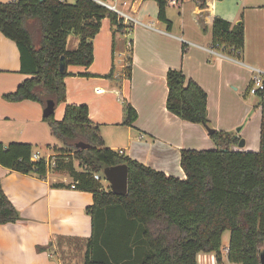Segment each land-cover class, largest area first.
<instances>
[{"label":"trees","instance_id":"trees-1","mask_svg":"<svg viewBox=\"0 0 264 264\" xmlns=\"http://www.w3.org/2000/svg\"><path fill=\"white\" fill-rule=\"evenodd\" d=\"M133 1V0H129ZM158 20L171 28L166 18L169 0H154ZM179 1V0H178ZM221 1V0H216ZM203 2V1H202ZM200 4V9L206 8ZM109 18L113 33L124 29L123 20L92 0H14L0 2V32L13 41L20 54V71L28 76L8 102L47 100L63 104L67 67L87 68L93 62L92 39L101 22ZM79 38L78 48L66 50L69 35ZM244 46V25L214 17L211 47L236 60ZM65 64L59 71L60 58ZM127 76L131 59L128 57ZM111 74V73H110ZM167 111L177 118L208 126L207 94L181 71L168 70ZM123 125H131L136 112L124 106ZM259 150L234 151L240 138L214 130L209 135L213 150H182L180 167L185 179L166 176L105 147L97 125L89 119L86 105H65L61 120L54 114L43 118L53 136L62 140L48 161H32V146L0 143V165L20 174L44 177L49 170L66 173L76 190L92 195L86 209L91 217V236L84 244L80 262L64 264H197L199 253L214 254L221 264L222 234L229 231L226 255L230 263L260 264L264 249V114L261 113ZM77 142L90 145L80 150ZM54 161V166L50 161ZM78 163L80 170L75 167ZM127 167V193L115 195L94 174L102 177L107 167ZM103 179V178H102ZM55 187H70L56 184ZM19 212L4 194L0 182V225L16 223ZM75 239L58 238L74 244ZM59 242L60 245H62ZM76 252V251H75Z\"/></svg>","mask_w":264,"mask_h":264},{"label":"crops","instance_id":"crops-1","mask_svg":"<svg viewBox=\"0 0 264 264\" xmlns=\"http://www.w3.org/2000/svg\"><path fill=\"white\" fill-rule=\"evenodd\" d=\"M173 1L169 0L166 8L170 29L158 20L154 0H133L122 6L133 19L129 23L123 21L122 39L113 33L109 18L102 20L99 33L91 41L92 64L87 68L67 67L66 100L61 116L65 105H86L89 119L98 126L105 147L116 152L122 150L123 156L166 176L185 179L180 152L216 147L204 126L183 121L167 111L166 74L168 70H178L196 82L207 94L210 126L241 140L240 135L233 133L239 121L224 123L217 117V93L223 87L226 64L243 69L246 89L250 83V68L264 70V0ZM201 2L206 8L200 9ZM214 17L230 24L243 22L244 46L239 60L221 52L219 55L208 52ZM128 38L131 47L127 52ZM116 40L124 45L117 46ZM78 45L77 36L67 37V51L76 50ZM120 48L125 49L127 58L131 59L129 76L124 71L116 73L114 69V57ZM122 55L125 53H119ZM20 67L16 44L0 32V143L19 142L32 147L47 144L49 134L43 121L44 108L34 101L3 99V95L14 92L28 78ZM231 78L238 79L234 74ZM126 104L136 112L131 125H123ZM256 130L254 140L245 139L244 148L239 149L237 145L232 146V150L257 152L260 125ZM61 146L48 144L49 152L41 158L49 160L55 155L53 148ZM75 167L80 170L77 162ZM0 182L4 194L20 215L16 223L0 225V264H64L62 252L67 262L81 261L84 244L91 236V217L86 212L93 203L90 193L76 190L68 174L51 170L39 177L10 171L0 165ZM56 184L70 187H55ZM58 238L75 240L70 245ZM197 264L217 263L214 254L199 253Z\"/></svg>","mask_w":264,"mask_h":264},{"label":"rangeland","instance_id":"rangeland-1","mask_svg":"<svg viewBox=\"0 0 264 264\" xmlns=\"http://www.w3.org/2000/svg\"><path fill=\"white\" fill-rule=\"evenodd\" d=\"M0 2L5 3L8 0H0ZM69 3H73L74 0H68ZM108 3H111L108 1ZM117 8L125 14H128V9L122 7L120 4H117ZM203 33V31H202ZM116 37L122 36L120 33H115ZM128 42L129 38H128ZM116 45L121 47L124 45L121 42L116 40ZM127 48V47H126ZM129 48H127V52ZM127 52L125 49L120 48L116 50V54L114 57V69L120 74L124 71L125 75L127 74ZM119 53H125V55L119 56ZM121 61V63H120ZM123 65V67H122ZM225 76L223 79V87L218 94V101H217V108H216V115L218 118L222 119L224 123H237L238 125L233 127V133L241 136V139L245 141V139L249 140L250 142L256 138L257 128L261 125V98L257 95H251L248 92V88L245 87V73L243 69H239V67H233L230 65L225 66ZM237 76L238 79L235 81L231 78L232 76ZM62 104H57L54 108V119L58 120L62 118ZM46 128L48 130V137L46 141H49L47 144L44 142L43 144H38L37 146H33L32 153H39L41 156H46L49 152L47 149V145H62V140L59 137L53 136L50 132L49 126L46 123ZM209 128L215 130L209 124ZM215 145V144H214ZM236 147V146H235ZM233 147V148H235ZM252 147V146H251ZM232 149V147H231ZM103 177V175H102ZM102 184L104 186H108V182L102 179ZM110 188V187H109ZM230 233L226 231L222 234V241H221V264H239V263H230L227 260L226 255V248L229 244ZM206 254V253H205ZM209 254V253H208ZM203 258H206L205 256Z\"/></svg>","mask_w":264,"mask_h":264},{"label":"built area","instance_id":"built-area-1","mask_svg":"<svg viewBox=\"0 0 264 264\" xmlns=\"http://www.w3.org/2000/svg\"><path fill=\"white\" fill-rule=\"evenodd\" d=\"M94 3L108 9L109 11L113 12L116 14V16L120 19H122L125 23H129L133 19L120 11L117 8V4H120L121 6H126L129 2V0H92ZM110 1L111 3H108ZM60 2H66V0H60ZM172 2H174L172 0ZM126 47L130 49L131 44L128 42L126 44ZM208 52L213 55H219L220 51L217 50V47H210L208 49ZM251 76H250V83L248 87V92L251 95H257L258 97L261 98V105H260V111L262 114H264V70L256 69V68H250ZM118 154L123 155L122 150L117 151ZM41 158V155L39 153H34L31 156L32 161H38ZM48 161V160H47ZM50 165L54 166V161H50ZM93 178L95 180L100 181L101 176L98 174H94Z\"/></svg>","mask_w":264,"mask_h":264},{"label":"water","instance_id":"water-1","mask_svg":"<svg viewBox=\"0 0 264 264\" xmlns=\"http://www.w3.org/2000/svg\"><path fill=\"white\" fill-rule=\"evenodd\" d=\"M62 61L59 67V71L62 73L65 70V64L63 63L64 58L61 57ZM55 103L52 100H47L46 105L43 109V118L49 117L54 114ZM208 135L214 132L208 126H205ZM76 149L85 150L89 149L90 145L84 142H77L74 146ZM238 148H244V140H240ZM104 180L108 182L110 190L115 195H125L127 193V167L125 165H119L114 167L104 168L102 171ZM260 264H264V249L259 253Z\"/></svg>","mask_w":264,"mask_h":264}]
</instances>
